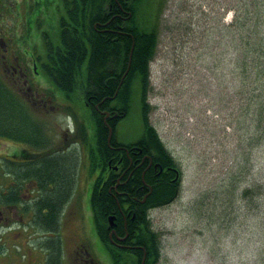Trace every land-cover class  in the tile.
Returning a JSON list of instances; mask_svg holds the SVG:
<instances>
[{
    "label": "rangeland",
    "instance_id": "rangeland-1",
    "mask_svg": "<svg viewBox=\"0 0 264 264\" xmlns=\"http://www.w3.org/2000/svg\"><path fill=\"white\" fill-rule=\"evenodd\" d=\"M59 1L5 0L0 12V39L10 43L11 50L25 54L27 62L33 49L40 52V48L36 35V39L31 35V40L23 41L28 40L23 26L25 14L29 30L34 29L39 36L47 34L54 44L57 18L51 13ZM259 1L264 15V0ZM234 3L141 0L138 7L148 30L160 12L158 46L150 63V89L146 95L151 107L148 119L173 157L181 178L170 203L147 211L151 230L158 236L156 264H264V113L260 123L254 115L257 108L264 107V96L251 101L250 84L236 88L229 44L222 41V32L211 29L202 37L197 33L196 38L189 39L184 26L179 25L188 15L183 9L189 10L191 4L196 9L201 7L199 11L210 12L213 21L207 25L213 26L221 8ZM14 10H20L19 18ZM231 14V10L226 11L222 22L229 23ZM197 53L205 57L196 59ZM210 53L215 57L210 59ZM7 82L16 87L12 80ZM139 97L136 85L120 132L130 140L142 134ZM62 112L53 114L56 125L64 129L70 123L71 127L72 119ZM0 147L3 149L4 143ZM81 179L86 180L84 176Z\"/></svg>",
    "mask_w": 264,
    "mask_h": 264
},
{
    "label": "trees",
    "instance_id": "trees-1",
    "mask_svg": "<svg viewBox=\"0 0 264 264\" xmlns=\"http://www.w3.org/2000/svg\"><path fill=\"white\" fill-rule=\"evenodd\" d=\"M5 0H0L5 6ZM141 0H60L51 16L57 18L53 29L56 30L57 40L54 44L48 35L39 36L34 29L38 46L47 53V60L54 69L50 70L58 95L67 105H71L81 115L88 114V120L93 125V152L92 160L104 159L110 151L106 146L107 130L102 123L101 111L123 112L128 116L134 86L140 89V121L142 134L139 143L146 144L152 157H164L172 166L173 157L160 140L157 131L150 124L148 114L151 107L146 102V95L150 89V63L153 60L158 46V22L149 30L141 21L138 10ZM28 8V7H27ZM189 5L187 18L179 24L184 26L187 38H196L197 33L204 36L211 29L222 32L225 41L229 44V62L233 68V78L236 88L251 85L252 92L249 100L255 101L264 96V26L263 5L259 0H235L233 5L221 8L220 17L215 25H207L213 19L210 12L199 11ZM232 10L231 22H222V15ZM199 11V12H197ZM200 13V16L198 15ZM44 15L51 17L46 12ZM202 20V22H201ZM49 22H52L50 19ZM174 31L175 28H172ZM227 33V35H225ZM36 39V38H35ZM132 47L131 56L130 51ZM205 57L197 53V58ZM215 57L210 53V59ZM180 59V56L178 55ZM182 60V59H180ZM178 64V63H175ZM6 86L0 83V136L11 138L20 134L22 120L20 104L14 92H7ZM254 92V93H253ZM256 93V94H255ZM68 109V107H63ZM72 111V110H70ZM264 107L256 109V122L263 116ZM113 114V113H111ZM114 130L119 125L115 120L109 122ZM16 127V130L7 126ZM258 126V123H257ZM11 130V131H9ZM144 144V145H145ZM61 157L46 159L39 166V177L42 182L53 186V193L45 198L49 209H56L64 205L70 195L72 183L71 169L62 164ZM67 167V168H66ZM138 174L129 181L125 189L118 187L107 193L108 185L98 193L100 179L97 180L90 197L91 209L95 218V227L102 242L109 246L112 264H139L145 250V264H156L159 259L158 236L150 228L147 211L153 207L166 205L177 194L178 187H168L167 180L162 178L152 182L145 175V181L152 187L144 203L126 201L118 193L128 191L138 192L139 200L142 193H148ZM73 188V186H72ZM136 196V195H135ZM123 199V200H122ZM125 199V200H124ZM127 209L132 213L127 217L126 229H123L122 215ZM52 212V211H51ZM114 215L118 236L127 235L124 245H132V250L112 248L106 238V217ZM114 239V236H112ZM59 241L57 240V243ZM58 248L61 244H57ZM143 250H142V249Z\"/></svg>",
    "mask_w": 264,
    "mask_h": 264
},
{
    "label": "flooded vegetation",
    "instance_id": "flooded-vegetation-1",
    "mask_svg": "<svg viewBox=\"0 0 264 264\" xmlns=\"http://www.w3.org/2000/svg\"><path fill=\"white\" fill-rule=\"evenodd\" d=\"M2 10L3 6L0 12ZM4 11L11 16L7 10ZM14 13L17 18L20 17V10H14ZM26 18L28 16L25 14L23 26L26 32L24 29L23 32H28V40H23L25 42L32 39L30 22ZM2 31L0 28V36ZM10 50V43L0 39V83L6 86L7 92L12 94L13 91L21 102L29 103L33 109L21 110L19 135L11 138L0 136V139H5L0 143V146L5 145L0 149V264L111 263L109 252L96 234L94 223L91 230L93 218L88 215L90 192L87 179H100L101 188L108 185L107 193H110L111 189L116 190L120 186L124 190L126 184L138 174H141L145 189L151 190L152 185L145 182V175L152 182L165 178L168 187H177L180 174L164 157H152L146 144L139 143V139L130 140L121 136V123L126 117H119L121 112L116 116L113 115L114 111L108 115L100 112L107 130L105 144L110 153L103 160L97 158L93 161V125L86 111L81 115L72 108V102L67 105V100H62L58 95L49 77L54 65L47 60V53L44 54L40 48V52L30 54L26 62L19 51ZM9 79L16 87L7 84ZM62 109V113L72 119L71 127L70 123L64 129L56 125V115L53 114ZM114 120L119 123L115 130L109 123ZM7 128L16 130V127L9 125ZM51 157H61L62 164L71 169L70 189L75 183L83 184L79 199L72 200L71 197L64 206L59 205L56 209H49L45 203L46 196L54 192L53 186L42 182L39 177V166ZM123 190L118 194L126 201L134 204L140 202L137 191ZM145 194L143 191L142 195ZM131 212L133 214V210L127 209L125 214H121L124 230ZM107 238L112 247L123 249L121 243L125 237L115 232L109 240L108 232ZM57 240L62 244L61 253ZM68 243L69 251L65 248Z\"/></svg>",
    "mask_w": 264,
    "mask_h": 264
},
{
    "label": "water",
    "instance_id": "water-1",
    "mask_svg": "<svg viewBox=\"0 0 264 264\" xmlns=\"http://www.w3.org/2000/svg\"><path fill=\"white\" fill-rule=\"evenodd\" d=\"M131 52H132V47H131V51H130L129 57L131 56ZM111 221H112V219H110V223H111ZM142 264H143V262H142Z\"/></svg>",
    "mask_w": 264,
    "mask_h": 264
}]
</instances>
